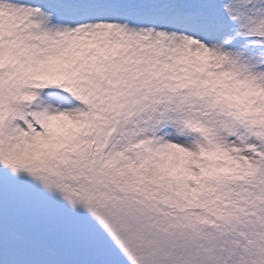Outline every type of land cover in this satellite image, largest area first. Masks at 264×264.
Returning <instances> with one entry per match:
<instances>
[{"label": "snow or ice", "instance_id": "1", "mask_svg": "<svg viewBox=\"0 0 264 264\" xmlns=\"http://www.w3.org/2000/svg\"><path fill=\"white\" fill-rule=\"evenodd\" d=\"M0 264H264V0H0Z\"/></svg>", "mask_w": 264, "mask_h": 264}]
</instances>
